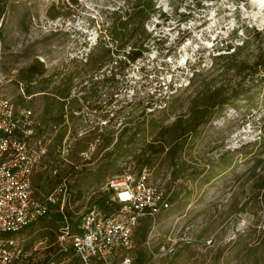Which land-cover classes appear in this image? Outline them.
I'll list each match as a JSON object with an SVG mask.
<instances>
[{"label":"rangeland","instance_id":"1","mask_svg":"<svg viewBox=\"0 0 264 264\" xmlns=\"http://www.w3.org/2000/svg\"><path fill=\"white\" fill-rule=\"evenodd\" d=\"M257 1L154 0L137 33L162 44L150 43L120 68L138 37L112 42L111 26L134 0H0L1 92L32 110L39 134L51 139L35 196L67 178L76 220L97 205L106 180L146 167L171 208L146 241L136 237L135 264H264V67L256 66L264 60V8ZM37 60L45 73L30 83L23 71ZM202 110L209 114L198 119ZM175 144L183 148L173 159ZM55 214L17 235L32 253L29 264L56 257Z\"/></svg>","mask_w":264,"mask_h":264},{"label":"built area","instance_id":"2","mask_svg":"<svg viewBox=\"0 0 264 264\" xmlns=\"http://www.w3.org/2000/svg\"><path fill=\"white\" fill-rule=\"evenodd\" d=\"M39 127L35 113L19 109L0 86V264H29L32 253L17 235L53 209L63 220L58 252L46 264H135L131 254L135 232L142 220L156 223L171 208L167 193L151 183L145 167L136 176L106 180L97 205L74 220L72 215L77 214L67 178L52 192L35 196L34 177L51 145L46 132L39 134Z\"/></svg>","mask_w":264,"mask_h":264},{"label":"trees","instance_id":"3","mask_svg":"<svg viewBox=\"0 0 264 264\" xmlns=\"http://www.w3.org/2000/svg\"><path fill=\"white\" fill-rule=\"evenodd\" d=\"M74 1L76 2L77 0H74ZM155 8L156 7H155L154 0H147L146 4H142L141 0H134V2H132L128 8L122 11L119 19L113 18V23L111 26L113 29V34H112L110 41L112 42L123 41L126 38L131 37L133 35H136L138 37L131 51L126 55V60H122L120 62L121 63L120 68H126L129 65V62L134 63L138 59H141L146 52L150 51L148 47L150 43L154 42V46H159L162 44V37H159V38L152 37V34H149L143 37L141 33L140 34L137 33V30L139 28L140 29L144 28V22L150 18V16L155 11ZM117 13L119 12H116L115 14ZM102 44H103V41H102ZM104 45H109V44L105 42ZM103 49L105 50L107 54H111V48L104 47ZM236 55H232V56L235 57ZM44 66L45 65L42 62L37 60L34 65H31L26 71H23V73L26 75H22V78H25L26 80H28V82L31 83L36 77L44 75L45 73ZM256 66L264 67V60H261V62H258ZM141 70L142 72H144L145 76L148 75V73L147 72L145 73L144 71L145 68L144 69L142 68ZM213 100H214V96L209 99L210 102H212ZM228 104L229 102H227V105ZM206 111L207 110L205 111L202 110L201 112L198 111L197 118L203 119L206 116H208L209 113ZM152 126H154L153 122H152ZM182 148L183 146H180V144H177V145L175 144L174 146L170 147L169 151H170V155L173 156V159L177 156V154ZM98 204L101 206L104 205L103 201L101 200L98 202ZM53 218L60 221L59 223H61V221L63 220V217L60 213L53 215ZM41 219H44V218H41ZM150 226H151L150 219L146 218L142 220L140 227L135 232V238L138 237L140 242L146 241Z\"/></svg>","mask_w":264,"mask_h":264},{"label":"bare ground","instance_id":"4","mask_svg":"<svg viewBox=\"0 0 264 264\" xmlns=\"http://www.w3.org/2000/svg\"><path fill=\"white\" fill-rule=\"evenodd\" d=\"M257 4H258L260 10H262L264 8V0H258ZM263 20H264V18H263Z\"/></svg>","mask_w":264,"mask_h":264}]
</instances>
